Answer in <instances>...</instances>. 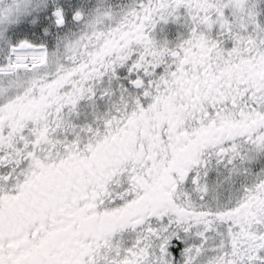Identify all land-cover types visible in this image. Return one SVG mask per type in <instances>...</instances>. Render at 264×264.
Instances as JSON below:
<instances>
[{
    "label": "snow or ice",
    "instance_id": "snow-or-ice-1",
    "mask_svg": "<svg viewBox=\"0 0 264 264\" xmlns=\"http://www.w3.org/2000/svg\"><path fill=\"white\" fill-rule=\"evenodd\" d=\"M0 264H264V0H0Z\"/></svg>",
    "mask_w": 264,
    "mask_h": 264
}]
</instances>
